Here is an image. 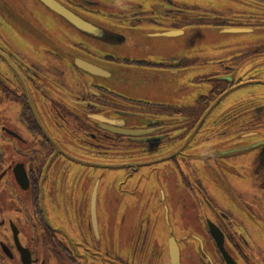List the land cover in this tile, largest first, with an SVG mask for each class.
Returning <instances> with one entry per match:
<instances>
[{"label":"flooded vegetation","instance_id":"1","mask_svg":"<svg viewBox=\"0 0 264 264\" xmlns=\"http://www.w3.org/2000/svg\"><path fill=\"white\" fill-rule=\"evenodd\" d=\"M258 30L264 0H0V264H264V96L222 104L264 85V47L223 40ZM190 32L220 42L161 38ZM214 115L263 133L228 165L257 209L203 171L207 136L184 149Z\"/></svg>","mask_w":264,"mask_h":264},{"label":"rangeland","instance_id":"2","mask_svg":"<svg viewBox=\"0 0 264 264\" xmlns=\"http://www.w3.org/2000/svg\"><path fill=\"white\" fill-rule=\"evenodd\" d=\"M201 2V1H200ZM205 2V1H203ZM201 2V3H203ZM211 4L220 6L221 4L217 1H210ZM264 30H258L253 33H238V34H230L226 33L223 37V40L235 42L238 44H247L253 41V48H262L264 47V32H260ZM164 40L163 44L165 42L167 43H175L179 46L181 44L185 45L188 44L187 47H179V50L186 51L185 48H191L196 45H207V44H217L220 41L216 40L218 39L217 36L211 35L210 33H195L190 32L187 36H179L175 35L172 37H161ZM195 49V48H191ZM189 49V50H191ZM247 54H241L239 57L244 58ZM253 60H263L264 61V54H257L253 55ZM238 73H242L243 70L248 69L247 66L239 67ZM253 71H255V75L258 74L264 77V64L258 65L253 68ZM180 85L178 84L177 92L180 94L182 90H180ZM253 93H261L264 96V85H259L255 83H246V85H240L236 89H234L227 97V99L222 102V104L226 105L235 100H238L240 98L246 99L245 104H247L249 101H252L253 104ZM247 97H249L247 99ZM234 101V102H235ZM260 100L259 102H261ZM238 101L235 103L237 104ZM244 104V105H245ZM207 123V130L205 131V125ZM241 123V124H240ZM189 128V127H188ZM188 128H185L184 131L188 130ZM239 128L246 129L247 126H245L239 119H236V115H217V116H210V120L202 125L200 131L193 136V138L190 141L184 142L183 145L184 149L186 146H189V151L191 153H194L199 147L200 142H202L204 137H208V142L210 146V156L207 158L203 165V171H206L209 176L212 175L213 177H216L217 179V187L221 190H224V194L226 195V202L229 204L230 200H232L234 203L238 202V199H240V202L243 199V195H246L248 198L251 195H254L255 203H256V209L258 208V198L262 197V192L259 190H254L253 186L249 184V181L246 179V182L244 179L240 178V181H237V178L243 176V174H246V170L240 169L238 166H232V176L230 177L228 175V165L229 162L234 160L242 161L243 163H247L251 155L253 154V149L248 148V145H253V140L259 139L261 135H263L262 131H259L256 134V137L253 138V134L250 136H243L239 137L238 134L240 133ZM250 129V128H249ZM243 132V131H242ZM191 144V145H189ZM244 144V145H243ZM243 145V147H242ZM192 146V147H190ZM242 148L241 151L236 153V155L231 154L233 157L230 159L229 157L226 158V154H218V151H221V149L225 150L232 147ZM247 147V148H245ZM183 149V146H182ZM193 150V151H192ZM220 153H223L222 151ZM166 166L158 165V167L154 170L155 172H161L163 168ZM179 169H181L183 172H186V169L183 167L181 163L178 164ZM194 169H198V165L194 163ZM115 168V166L107 165L98 166V172H107L111 171ZM149 169L147 168L145 172H147ZM234 172H240V175H235ZM216 174V175H215ZM170 177V174L167 172V175ZM168 178V177H167ZM106 179V175H103L102 182H104ZM122 180V177L116 178L114 180V187H125L124 184L119 183ZM105 183V182H104ZM244 183V184H243ZM101 185V184H100ZM141 187L147 188V185L144 183L140 184ZM162 186H164L162 181ZM237 192V194H236ZM166 197L168 196L167 193H165ZM144 195H141L140 198H143ZM230 206V205H228Z\"/></svg>","mask_w":264,"mask_h":264},{"label":"water","instance_id":"3","mask_svg":"<svg viewBox=\"0 0 264 264\" xmlns=\"http://www.w3.org/2000/svg\"><path fill=\"white\" fill-rule=\"evenodd\" d=\"M240 29H237V30H235V31H239Z\"/></svg>","mask_w":264,"mask_h":264}]
</instances>
